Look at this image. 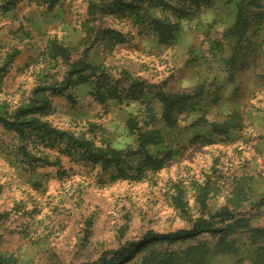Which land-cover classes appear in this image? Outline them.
Instances as JSON below:
<instances>
[{
  "label": "rangeland",
  "instance_id": "1",
  "mask_svg": "<svg viewBox=\"0 0 264 264\" xmlns=\"http://www.w3.org/2000/svg\"><path fill=\"white\" fill-rule=\"evenodd\" d=\"M112 1L0 0V118L14 122L20 109L40 106L38 118L71 138L137 150L133 119L162 132L149 155L165 165L139 181L121 179L65 138L20 139L0 124V262L167 264L197 248L185 264H253L264 247V1L148 7L177 25L172 44L118 17ZM239 9L249 20L241 42L226 36ZM69 77L78 83L64 90ZM102 81L115 90L99 101ZM161 93L191 97L170 123ZM222 208L234 220L217 217ZM201 219L217 231L147 244Z\"/></svg>",
  "mask_w": 264,
  "mask_h": 264
},
{
  "label": "trees",
  "instance_id": "2",
  "mask_svg": "<svg viewBox=\"0 0 264 264\" xmlns=\"http://www.w3.org/2000/svg\"><path fill=\"white\" fill-rule=\"evenodd\" d=\"M175 0H113L111 3V10L118 17L132 18L136 24H146L150 27L151 31L155 33L159 41L165 44H172L176 40V34L178 27L175 23L171 22L170 19H162L160 17H151L146 11L147 8H162L163 10H174L181 11L182 9L174 5ZM200 0H191L196 3ZM264 1V0H262ZM147 6V7H146ZM249 29V20L240 9L236 16L234 25L228 30L227 37L234 39L237 42H241L245 39ZM109 35H119L113 31H109ZM61 50V48H57ZM83 71H80L81 73ZM82 79V77H79ZM78 81H73L69 77L63 89L66 90L69 85H75ZM97 99L99 101L105 100L107 97H111L115 88L105 87L104 81L97 83ZM163 105V118L165 120L171 114L173 110L189 101L191 97L182 94H165L161 93L157 97ZM44 110L40 106H28L18 111L15 121H7L0 118V124L3 125L7 130L13 131L20 139H25L29 134L34 132H43L46 138H61L72 142V151L78 150L83 154V158L88 163L100 164L105 169L115 167L118 169V177L121 179H128L139 181L142 180L147 172H158L163 169L165 165V158H158L156 156H150L149 151L151 148L162 146L163 135L160 130H146L143 131L139 127L137 121L133 119L128 120V128L132 134L136 137L137 150L127 147L124 149H117L111 146L97 147L93 143L83 140L74 139L69 135L60 132L48 124L42 122L38 116L42 114ZM149 123L156 121L155 116L149 115ZM170 119H167V123H170ZM144 155V159L138 161L136 156ZM168 155V154H166ZM165 155V156H166ZM204 195L200 196V202L204 205ZM176 208L185 213L186 204L182 199V196L178 194L174 198ZM217 217L222 220L232 221L234 220V214L228 208H222L217 214ZM217 229H214V223L210 220L201 219L197 222L190 230H180L178 232H171L166 235L152 234L146 240L147 244H154L156 242L169 241L174 242L176 240H183L191 238L202 232L215 233ZM197 248H193L189 254L185 257H178L173 255L167 264H185L187 260L196 257ZM128 252H132L129 250ZM121 261L126 255H119ZM252 258L253 264H264V247L256 250ZM186 259V260H185ZM0 264H3L0 262Z\"/></svg>",
  "mask_w": 264,
  "mask_h": 264
}]
</instances>
